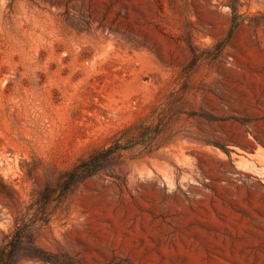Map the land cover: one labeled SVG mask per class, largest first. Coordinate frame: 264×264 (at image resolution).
Here are the masks:
<instances>
[{
  "label": "rangeland",
  "instance_id": "obj_1",
  "mask_svg": "<svg viewBox=\"0 0 264 264\" xmlns=\"http://www.w3.org/2000/svg\"><path fill=\"white\" fill-rule=\"evenodd\" d=\"M228 2L0 0V264H264V0Z\"/></svg>",
  "mask_w": 264,
  "mask_h": 264
},
{
  "label": "trees",
  "instance_id": "obj_2",
  "mask_svg": "<svg viewBox=\"0 0 264 264\" xmlns=\"http://www.w3.org/2000/svg\"><path fill=\"white\" fill-rule=\"evenodd\" d=\"M228 3H240V0H229ZM231 9H232L233 13H237V11H238L237 5H231ZM5 249H6V247L2 249V260H4L6 257V254H5L6 250Z\"/></svg>",
  "mask_w": 264,
  "mask_h": 264
}]
</instances>
